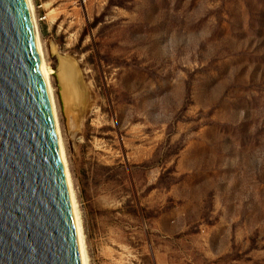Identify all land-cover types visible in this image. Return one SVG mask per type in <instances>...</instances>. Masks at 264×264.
<instances>
[{
  "label": "rangeland",
  "instance_id": "rangeland-1",
  "mask_svg": "<svg viewBox=\"0 0 264 264\" xmlns=\"http://www.w3.org/2000/svg\"><path fill=\"white\" fill-rule=\"evenodd\" d=\"M42 3L91 264H264V0Z\"/></svg>",
  "mask_w": 264,
  "mask_h": 264
},
{
  "label": "water",
  "instance_id": "water-1",
  "mask_svg": "<svg viewBox=\"0 0 264 264\" xmlns=\"http://www.w3.org/2000/svg\"><path fill=\"white\" fill-rule=\"evenodd\" d=\"M0 264H82L26 0H0Z\"/></svg>",
  "mask_w": 264,
  "mask_h": 264
},
{
  "label": "bare ground",
  "instance_id": "bare-ground-1",
  "mask_svg": "<svg viewBox=\"0 0 264 264\" xmlns=\"http://www.w3.org/2000/svg\"><path fill=\"white\" fill-rule=\"evenodd\" d=\"M26 2L28 5L30 16H31V21H32L33 29H34V34H35L36 46H37L40 63H41V69H42L48 97H49L50 104H51L52 114L54 118V125H55V130H56L58 147H59V151H60V155L62 159L67 189H68L73 217L75 221V227H76L80 254H81V261H82V264H91V257H90L87 235H86L85 225L83 222L80 202L78 198V192H77V189L75 188L74 178H73L72 171L69 166V160L67 157V149H66L64 139H63L62 127H61V122H60V117H59V110H58L57 100L55 96L56 93L54 92V86L52 82L51 67H49V64L46 60L45 51L43 48V43H42V39L40 35V29H39V25L37 21L34 1L26 0ZM76 91H75V95H76Z\"/></svg>",
  "mask_w": 264,
  "mask_h": 264
},
{
  "label": "built area",
  "instance_id": "built-area-1",
  "mask_svg": "<svg viewBox=\"0 0 264 264\" xmlns=\"http://www.w3.org/2000/svg\"><path fill=\"white\" fill-rule=\"evenodd\" d=\"M34 1V0H33ZM78 1H84V0H78ZM34 4H35V2H34ZM37 4H35V6H36ZM38 7H42L43 6V3H42V0H41V3H39L38 5H37ZM46 16H44V17H39V19L41 20V19H43V18H45Z\"/></svg>",
  "mask_w": 264,
  "mask_h": 264
}]
</instances>
